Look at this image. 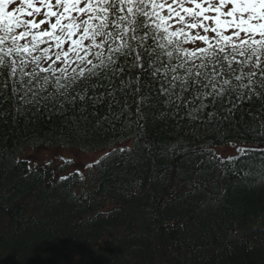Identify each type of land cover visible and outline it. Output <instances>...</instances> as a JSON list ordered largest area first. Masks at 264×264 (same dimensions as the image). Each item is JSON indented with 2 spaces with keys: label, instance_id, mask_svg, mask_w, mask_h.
Returning a JSON list of instances; mask_svg holds the SVG:
<instances>
[{
  "label": "trees",
  "instance_id": "trees-1",
  "mask_svg": "<svg viewBox=\"0 0 264 264\" xmlns=\"http://www.w3.org/2000/svg\"><path fill=\"white\" fill-rule=\"evenodd\" d=\"M0 109L8 113L0 114V264H264L259 153L256 166L238 165L253 173L245 177L224 172L208 151L229 141L264 146L245 126L219 134L156 108L138 122L135 107L116 119L104 104L86 119L77 113V129L72 113L14 118L11 101ZM127 142L83 181L59 180L67 163L29 173L19 159L34 146L90 154Z\"/></svg>",
  "mask_w": 264,
  "mask_h": 264
},
{
  "label": "snow or ice",
  "instance_id": "snow-or-ice-1",
  "mask_svg": "<svg viewBox=\"0 0 264 264\" xmlns=\"http://www.w3.org/2000/svg\"><path fill=\"white\" fill-rule=\"evenodd\" d=\"M8 101L14 118L72 113L77 129V113L86 119L106 104L116 119L135 107L138 122L156 108L219 134L243 125L264 140V0H0V102ZM228 143L236 155L209 148V158L247 177L238 165L256 166L259 153L264 180V146ZM70 176L85 179L76 167L59 180Z\"/></svg>",
  "mask_w": 264,
  "mask_h": 264
},
{
  "label": "rangeland",
  "instance_id": "rangeland-1",
  "mask_svg": "<svg viewBox=\"0 0 264 264\" xmlns=\"http://www.w3.org/2000/svg\"><path fill=\"white\" fill-rule=\"evenodd\" d=\"M121 147H124V146H121ZM215 152L221 154L222 156L236 154L235 150L231 147L217 149ZM66 155L67 157L74 160V164H70L71 167L69 169L73 170L76 167H80L83 169V172H85V170L87 169L86 165L90 162H93L99 159L102 153L74 154V153L67 152ZM60 157H61V154L45 155L43 154V152H40L38 154L34 153L32 156H28L27 158L30 159L32 162H42L43 159H50L53 161V165L58 166L60 163Z\"/></svg>",
  "mask_w": 264,
  "mask_h": 264
}]
</instances>
